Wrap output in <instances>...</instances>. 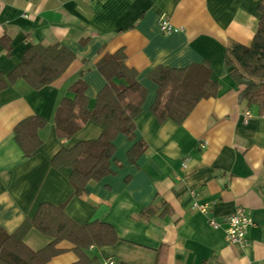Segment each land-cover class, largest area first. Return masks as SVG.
Returning a JSON list of instances; mask_svg holds the SVG:
<instances>
[{"label":"crops","instance_id":"crops-1","mask_svg":"<svg viewBox=\"0 0 264 264\" xmlns=\"http://www.w3.org/2000/svg\"><path fill=\"white\" fill-rule=\"evenodd\" d=\"M261 0H0V71L6 74L32 45L60 44L76 59L50 85L35 89L18 79L0 96V227L14 232L32 217L42 202L65 204L80 224L94 219L112 224L120 240L91 246L90 255L130 264H155L158 252L165 264H264V114L240 99L241 87L230 76L225 53L231 41L250 45L259 25ZM167 17L179 31L163 33L159 19ZM9 37L11 56L1 39ZM138 72L147 95L136 118V139L147 150L138 164L129 161L134 144L126 136L115 140L114 172L90 180L84 194L75 195L71 168L54 167L63 148L97 139L103 127L88 121L70 138L59 139L55 115L70 87L83 76L89 84V106L106 79L97 62L118 49ZM208 63L220 83L217 96L198 102L181 124L160 121L152 111L158 86L149 72L158 66L186 67ZM251 116L246 122V112ZM30 115L46 119L39 130L42 146L31 158L17 143L14 128ZM187 160V161H186ZM186 162V165H184ZM214 202L208 213L194 201ZM253 218L246 244L230 243L226 218L237 208ZM152 209L150 216L144 215ZM214 218L221 227L210 224ZM52 238L35 227L25 237L32 249ZM64 252L47 264H71L78 255L68 241Z\"/></svg>","mask_w":264,"mask_h":264},{"label":"trees","instance_id":"trees-1","mask_svg":"<svg viewBox=\"0 0 264 264\" xmlns=\"http://www.w3.org/2000/svg\"><path fill=\"white\" fill-rule=\"evenodd\" d=\"M260 20L250 45L231 41L226 49L225 64L230 76L241 87L240 99L247 100L264 114V0L258 6ZM7 55L12 54L9 37L1 39ZM76 54L60 44L32 45L24 52L22 61L9 73L0 71L1 92L18 79L26 80L35 89L50 85L60 78ZM97 68L106 79L105 86L97 95L95 105L89 106V84L83 76L74 82L70 90L74 97H64L56 110L55 125L59 139H70L88 121L103 127L97 139L84 140L71 148L63 147L52 160L54 167L71 168L70 180L75 195L84 194L90 180H100L114 172L112 161L116 154L115 140L119 135L134 141L128 150L129 161L137 165L147 150L143 139H136V118L142 112L147 89L138 80V72L126 64L123 48L101 58ZM149 78L157 83V95L152 111L160 121L171 119L181 124L198 102L215 97L220 83L212 79L208 63H195L186 67L158 66L149 72ZM47 124L46 119L30 115L20 120L15 128L17 143L26 158L33 157L42 140L39 130ZM32 217H27L12 233L0 227V264H47L56 255L65 251L58 247L62 241L70 242L78 255L71 264H99L98 256L90 255L91 246L114 245L120 240L115 227L100 219L80 224L66 212L65 204L42 202ZM152 209L144 211L150 216ZM52 238L45 247L34 250L25 237L32 228ZM113 264H130L114 260ZM106 262V261H105ZM105 262L103 264H105ZM155 264H165L158 252Z\"/></svg>","mask_w":264,"mask_h":264},{"label":"built area","instance_id":"built-area-1","mask_svg":"<svg viewBox=\"0 0 264 264\" xmlns=\"http://www.w3.org/2000/svg\"><path fill=\"white\" fill-rule=\"evenodd\" d=\"M159 20V28L163 33H172L174 31H179L182 29L181 27L174 26L171 23V20L165 16ZM246 115L247 117L245 121L247 122L248 118L251 116V112L247 111ZM184 165H186V162H184ZM213 203L214 202H199L195 200L193 203V207L203 213H208ZM253 223V218L246 208H237L234 213H231V215L226 218V225L224 229L226 239L233 244H246L248 241L247 233ZM210 224L216 229L222 226L221 223H219L214 218L210 219ZM113 263V259H109L105 262V264Z\"/></svg>","mask_w":264,"mask_h":264}]
</instances>
